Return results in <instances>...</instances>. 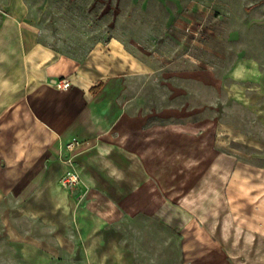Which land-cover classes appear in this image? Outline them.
I'll return each mask as SVG.
<instances>
[{
  "label": "rangeland",
  "instance_id": "obj_1",
  "mask_svg": "<svg viewBox=\"0 0 264 264\" xmlns=\"http://www.w3.org/2000/svg\"><path fill=\"white\" fill-rule=\"evenodd\" d=\"M30 2L25 46L60 57L56 78L128 74L108 130L54 155L24 88L0 89V264L36 255L27 235L52 239L65 198L83 213L71 233L107 223L110 264H264V0ZM73 255L57 264L86 263Z\"/></svg>",
  "mask_w": 264,
  "mask_h": 264
},
{
  "label": "crops",
  "instance_id": "obj_2",
  "mask_svg": "<svg viewBox=\"0 0 264 264\" xmlns=\"http://www.w3.org/2000/svg\"><path fill=\"white\" fill-rule=\"evenodd\" d=\"M31 5L33 3L30 0H0V60L9 63L0 70V77H3L0 79V89L12 91L14 84H19L24 88L25 102L32 109L37 122L44 130L51 132L57 140L54 149L51 148L50 150L54 155L55 150L58 149L59 140L66 142L73 137L81 140L93 139L101 134L103 127H105V131L108 130L112 123L110 117L111 100L115 99V93L119 94L125 91V80L128 72L126 69L107 74L100 72L98 79L83 76L85 74L81 77L74 75L70 77L72 86L68 90L60 92L55 89L50 81L65 74L61 71L63 69L60 65L57 64L60 57L54 53L47 55L43 47L31 49L25 46L30 37L23 36L22 29L24 26L22 23H31L26 21ZM12 28L17 30L18 35H11ZM125 60H122L124 66ZM15 76L21 77V80L18 81ZM100 83L102 86L93 93L92 88ZM45 154L46 149L43 148L41 155ZM61 171L62 167L57 164L56 160L44 165L43 184L45 186L46 184L54 185L53 182H56L57 173ZM45 201L47 204H57V210L62 211V203L58 198L51 197ZM77 202L76 199L65 198V209L67 207L68 209L62 212L66 213V217L63 223L50 224L55 228H53L50 241L38 238L34 242H30L33 237L25 236L27 239L19 251L34 252L36 255L22 256L21 264H57L62 260L59 256L61 252L74 254L75 261L77 260L75 253L85 252V264H110L108 255L110 249L104 231L107 228L106 222L103 221L87 233H82L83 230L80 232L78 229L75 233L68 230L73 221L83 217V213L77 214L75 210ZM37 214L40 213L31 212L27 216L35 217ZM54 215L50 219H54ZM73 234L75 239H71ZM82 234L87 240L85 243ZM55 253H58L57 256ZM119 260L116 259L118 264H124V261Z\"/></svg>",
  "mask_w": 264,
  "mask_h": 264
},
{
  "label": "built area",
  "instance_id": "obj_3",
  "mask_svg": "<svg viewBox=\"0 0 264 264\" xmlns=\"http://www.w3.org/2000/svg\"><path fill=\"white\" fill-rule=\"evenodd\" d=\"M51 85L58 90L64 91L68 90L72 86V81L69 77L54 78L51 80ZM76 143H78V140L74 139L73 144ZM76 178L77 177L75 175H72L71 172H67V174L64 175L62 181L65 185L71 186L76 180Z\"/></svg>",
  "mask_w": 264,
  "mask_h": 264
},
{
  "label": "trees",
  "instance_id": "obj_4",
  "mask_svg": "<svg viewBox=\"0 0 264 264\" xmlns=\"http://www.w3.org/2000/svg\"><path fill=\"white\" fill-rule=\"evenodd\" d=\"M102 86V83H100L99 85H97L96 87L92 88L93 92H96L100 87Z\"/></svg>",
  "mask_w": 264,
  "mask_h": 264
}]
</instances>
